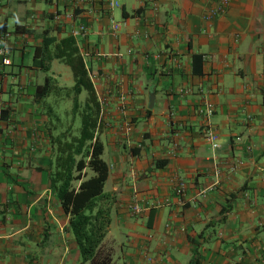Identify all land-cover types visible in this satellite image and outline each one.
Here are the masks:
<instances>
[{"label":"crops","instance_id":"obj_1","mask_svg":"<svg viewBox=\"0 0 264 264\" xmlns=\"http://www.w3.org/2000/svg\"><path fill=\"white\" fill-rule=\"evenodd\" d=\"M210 3L0 0L12 62L0 60V264H81L49 178L57 136L73 125L75 81L59 60L47 73L34 65L44 36L80 24L110 168L103 248L113 264H264V0H230L206 21Z\"/></svg>","mask_w":264,"mask_h":264},{"label":"trees","instance_id":"obj_2","mask_svg":"<svg viewBox=\"0 0 264 264\" xmlns=\"http://www.w3.org/2000/svg\"><path fill=\"white\" fill-rule=\"evenodd\" d=\"M59 60L70 67L75 81V100L72 124L81 114V130L73 134V125L57 136L58 146L49 178L56 190L62 208L69 216L81 264H113V253L103 248L111 226L112 198L104 189L110 168L103 159L104 145L96 135L100 123L101 105L91 79L90 69L72 36L61 40L44 36L43 45L34 51V65L45 73L51 63ZM50 77L41 87L43 96L50 93ZM49 83V84H48ZM86 94L82 111L79 97ZM166 161L156 163L163 167ZM92 175L88 178L89 173ZM78 182V186L74 183Z\"/></svg>","mask_w":264,"mask_h":264},{"label":"built area","instance_id":"obj_3","mask_svg":"<svg viewBox=\"0 0 264 264\" xmlns=\"http://www.w3.org/2000/svg\"><path fill=\"white\" fill-rule=\"evenodd\" d=\"M112 7H119V4L117 2L111 4ZM230 7V0H211V3L204 13V19L206 21H214L220 16L224 15L227 13L228 9ZM73 14H67L66 19H72ZM56 20L61 22L60 16L56 17ZM112 32L113 33H118L121 30V25L119 23H116L112 21ZM89 29L86 24H80L76 27H74L71 31V36L75 39L77 38H86L88 36ZM10 34L9 33H1L0 34V60L4 66H9L12 64L10 58H9V48H8V41H9ZM1 98V95H0ZM207 111L209 113H212L213 111V106L210 103L206 104ZM207 138L213 143V148L218 149L219 146L216 143V136L213 131L208 130L206 132ZM237 169L236 165H233L231 168V171L234 172ZM185 188L186 185L184 182H180L177 187L175 188V192L178 195H183L185 193ZM133 212L135 214H139L142 212V209L140 206L136 205L133 208Z\"/></svg>","mask_w":264,"mask_h":264},{"label":"rangeland","instance_id":"obj_4","mask_svg":"<svg viewBox=\"0 0 264 264\" xmlns=\"http://www.w3.org/2000/svg\"><path fill=\"white\" fill-rule=\"evenodd\" d=\"M84 98V97H83ZM83 98L81 99L82 101H83ZM80 123H81V119L80 118H78L74 123H73V132L74 133H76L80 128ZM72 124V119H71V117L70 118H68L67 120H66V126H68V125H71ZM92 175V173L90 172L89 173V175H88V178L90 177ZM79 185V183L78 182H75L74 183V186H78ZM118 261V259L116 258L115 259V262H117Z\"/></svg>","mask_w":264,"mask_h":264},{"label":"water","instance_id":"obj_5","mask_svg":"<svg viewBox=\"0 0 264 264\" xmlns=\"http://www.w3.org/2000/svg\"><path fill=\"white\" fill-rule=\"evenodd\" d=\"M154 96H152V98H153ZM151 102H153V99H152V101Z\"/></svg>","mask_w":264,"mask_h":264}]
</instances>
